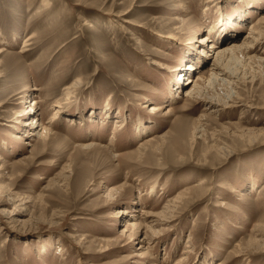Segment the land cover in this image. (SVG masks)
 Listing matches in <instances>:
<instances>
[{
  "label": "rangeland",
  "instance_id": "374dc122",
  "mask_svg": "<svg viewBox=\"0 0 264 264\" xmlns=\"http://www.w3.org/2000/svg\"><path fill=\"white\" fill-rule=\"evenodd\" d=\"M0 188V264H264V0H0Z\"/></svg>",
  "mask_w": 264,
  "mask_h": 264
},
{
  "label": "bare ground",
  "instance_id": "6f19581e",
  "mask_svg": "<svg viewBox=\"0 0 264 264\" xmlns=\"http://www.w3.org/2000/svg\"><path fill=\"white\" fill-rule=\"evenodd\" d=\"M175 21H180V18L179 17H177L176 18V20ZM220 22L222 23L221 24V34H220V36H224L223 38V40H225L226 38L225 37H228L229 35H227L226 36V34L227 33H225L224 34V30H226L225 28V26H226V24L223 22V21H221L220 20ZM227 23V22H226ZM228 28H231V27H228ZM228 30H230V29H228ZM220 32V31H219ZM204 40H202V41H200V44H203V43H205L207 40H206V38H203ZM209 41V40H208ZM226 41V40H225ZM28 42H24V46L22 47V48H24V47H27L28 46V44H27ZM250 43H245V42H242L240 45H237L236 43H229V45H224V46H222V47H215V45H210V50L209 51H212V54H213V65L215 66L213 69L214 70H210L209 71V73H210V75L208 76V77H205V74H202V75H199V76H197V77H195L196 79L194 80V79H192L191 81H190V78H188L186 81L187 82H185V84L187 85H191L192 84V87L189 89V90H184L185 91V98L187 99V100H189V99H191V98H199L200 96H201V98H202V96H203V94L202 93H200V91L201 90H197V87H198V84H200L201 82L200 81H202V82H204L205 80L208 82V83H214V84H217V83H223V82H225V79H223V78H220L221 76L223 77H225V78H227V76H228V74H227V72H226V69L228 70L229 68H230V66L232 65V63L233 62H236L237 61V58L235 57V55L236 54H238V53H242V50H247L248 51V49H250L251 48V46L249 45ZM30 46V45H29ZM252 50V49H251ZM28 51V50H27ZM27 51H21V53H23V52H27ZM2 52H3V50H2ZM200 54V53H199ZM199 54H198V57H199ZM202 54V53H201ZM200 54V55H201ZM200 58V57H199ZM198 60V59H197ZM200 62V61H199ZM221 67L223 68V69H221ZM193 70V67L191 66V65H189V64H186V66H185V68H182V69H177L176 71H178V76L177 77H179V76H181L182 74H183V71L184 72H189V71H192ZM233 71V70H232ZM220 78V79H219ZM230 78V77H229ZM178 81H179V79H178ZM189 82V83H188ZM229 82V81H228ZM227 82H225V84H226ZM211 84V85H212ZM178 86V85H177ZM179 87V89H181V88H183V86H178ZM225 87V86H224ZM182 90V91H183ZM66 95L67 96H69L70 95V93L69 92H67L66 93ZM200 100V99H199ZM202 100L203 101H206V105H207V108H208V110H216L217 109V104H215V102L213 103L212 101H209L208 100V98H202ZM33 102V106H35L36 104H37V102H35V101H32ZM216 105V106H215ZM30 113H32V114H35V111H33L32 109H30L29 107L27 108V110L22 114V116H25V115H28V114H30ZM20 117V116H19ZM57 116H56V114H54V116L52 117V119H51V121L50 122H48L49 124L50 123H52L54 120H55V118H56ZM33 122V124L34 125H36V122H34L35 121V119H33L32 120ZM119 122H116V124H115V128L117 129V128H119V127H121V125L120 124H118ZM137 123L138 124H136V126L137 125H139V126H143V123H141V121L138 119L137 120ZM32 129H35L33 126L30 128V130H32ZM42 132L41 133H38L37 132V134H35L36 136H40L41 138H42V140H41V142H44L47 138H48V135H47V131H46V128H43L42 130H41ZM33 133H31L30 134V136L31 137H33V136H35ZM114 138L113 137H111L110 138V141H114L113 140ZM108 145H112V142H109V144ZM146 144L145 145H143L142 146V148L143 149H145L146 148ZM140 152V151H139ZM4 189V188H3ZM3 189L2 188H0V204H2L3 202L1 201V198L4 196L3 194H4V191H3ZM180 197V196H179ZM6 210V216H8V215H10V214H12V210L14 211V209H5ZM5 212V211H4ZM120 213V212H119ZM154 233V232H153Z\"/></svg>",
  "mask_w": 264,
  "mask_h": 264
}]
</instances>
